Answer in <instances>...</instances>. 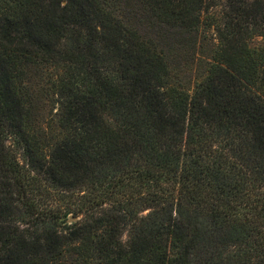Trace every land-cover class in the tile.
<instances>
[{"label":"trees","instance_id":"obj_1","mask_svg":"<svg viewBox=\"0 0 264 264\" xmlns=\"http://www.w3.org/2000/svg\"><path fill=\"white\" fill-rule=\"evenodd\" d=\"M0 264H264V0H0Z\"/></svg>","mask_w":264,"mask_h":264},{"label":"water","instance_id":"obj_2","mask_svg":"<svg viewBox=\"0 0 264 264\" xmlns=\"http://www.w3.org/2000/svg\"><path fill=\"white\" fill-rule=\"evenodd\" d=\"M75 220H74V218H70V222H74Z\"/></svg>","mask_w":264,"mask_h":264},{"label":"rangeland","instance_id":"obj_3","mask_svg":"<svg viewBox=\"0 0 264 264\" xmlns=\"http://www.w3.org/2000/svg\"><path fill=\"white\" fill-rule=\"evenodd\" d=\"M207 52V51H206ZM69 223H72V222H69Z\"/></svg>","mask_w":264,"mask_h":264}]
</instances>
